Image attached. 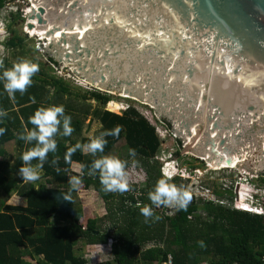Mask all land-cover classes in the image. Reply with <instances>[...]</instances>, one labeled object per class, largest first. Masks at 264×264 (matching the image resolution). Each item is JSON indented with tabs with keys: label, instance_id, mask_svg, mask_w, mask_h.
I'll return each instance as SVG.
<instances>
[{
	"label": "water",
	"instance_id": "obj_1",
	"mask_svg": "<svg viewBox=\"0 0 264 264\" xmlns=\"http://www.w3.org/2000/svg\"><path fill=\"white\" fill-rule=\"evenodd\" d=\"M30 3L59 67L156 108L201 172L264 177V0Z\"/></svg>",
	"mask_w": 264,
	"mask_h": 264
},
{
	"label": "trees",
	"instance_id": "obj_2",
	"mask_svg": "<svg viewBox=\"0 0 264 264\" xmlns=\"http://www.w3.org/2000/svg\"><path fill=\"white\" fill-rule=\"evenodd\" d=\"M3 5L4 0H0V9ZM6 29L12 34L6 45L19 46L21 38L14 35L9 26ZM20 59L17 58V62ZM49 61L56 65L52 58ZM11 67L5 61L0 73ZM32 79V85L23 94L16 92L14 100L9 98L3 81H0V110L6 113L0 117V128L5 129L0 135V264H32L30 259L33 261L34 258H37L36 264H87L74 256L73 241L105 245L108 239L113 240L110 244L112 259L95 264H164L168 256L172 264H261L264 216L196 198L191 199L186 210L176 209L173 214L166 215L163 210L155 209L148 194L162 178L155 160L161 142L155 128L134 108L127 106L121 115L114 114L110 112L112 110L104 109L110 99L107 94L90 93L89 98L100 107L92 114L101 126L99 134L116 125L121 126V131L118 136L105 137L107 143L103 152L86 155L82 149H77L66 162L65 153L78 143L75 136L80 134L81 113L75 104L79 96L72 97L62 79L47 80L41 67ZM51 105H63L65 114L71 116L73 128L70 136L62 134V127L59 129L54 136L57 150L48 153L41 169L42 175L49 178L54 187L34 189L27 184L20 186L23 180L18 169L23 163L22 153L12 158L4 146L12 141L24 151L35 146V140L26 143L20 137L25 128L35 127L28 122L34 111ZM120 140L124 141L128 152L123 160L131 157L130 148L135 149L134 161L141 165L147 176L138 197L130 193L123 196L126 191H103L99 171L91 168L95 159L108 155ZM89 141V138H81L79 143L86 145ZM37 162L35 159L31 161L32 164ZM72 163L79 164V175L72 173ZM69 175L80 177L79 186L93 190L103 201L106 212L102 222L109 224L103 231L95 219H87L84 225L79 223L81 217L75 210L78 187L71 189ZM259 179L264 186V177L259 176ZM13 192L25 199V206L5 204ZM245 193V189H238L237 201H245ZM65 196L70 199L65 200ZM145 205L152 208L153 216L145 218L141 214L140 209ZM199 241H203V247ZM147 245L152 246L145 248ZM105 246L108 248L109 245ZM24 256L29 257L27 261Z\"/></svg>",
	"mask_w": 264,
	"mask_h": 264
},
{
	"label": "rangeland",
	"instance_id": "obj_3",
	"mask_svg": "<svg viewBox=\"0 0 264 264\" xmlns=\"http://www.w3.org/2000/svg\"><path fill=\"white\" fill-rule=\"evenodd\" d=\"M29 3L30 0H4L2 8L6 10V12L1 13L2 8L0 9V65L3 66L5 61H7L10 65H13V63L17 62V58L19 57L31 59L39 64V67L42 68L47 76V80L51 81L53 79H62V81L68 85L72 97L78 94L79 97L75 101V104L80 109L81 113L79 115L81 127L80 134L75 136L78 143L81 138L92 139L98 136L101 127L97 119L92 116L93 111L95 109L100 110V107L97 106L96 102L92 98H89V94H107L110 99L104 107L105 110L110 109L112 110L110 112L121 115V112L126 109L127 106H130L155 128V132L161 142L160 151L155 160L156 167L159 169L162 177L161 168L164 164L162 162L163 160L170 159L171 166L173 164H177L181 169V172H178L179 177L171 182L176 184L178 187L183 185L190 191L192 198L201 199L202 201L211 200L214 204H220L223 207L235 209L234 206H240L242 203L247 202H244V199L243 202L240 200L237 201L238 189L239 191L241 189H245L250 195L253 193L257 194V201H254V204L264 206V186L260 182L259 177H255L257 175L243 173L236 168H222L216 170L209 169L206 172H201L199 169L203 164L202 161H200V159L195 155L187 154L181 151L176 142V136L169 130L167 125L157 119L153 110L155 109L154 107L121 95L118 96L113 93H106L95 87H90L84 80L75 76L70 70H65L62 67H59L57 62L56 65H53V63L49 61V58L54 60L56 59L51 47H40L38 42L40 41L41 43L42 39L46 42V39L42 37L40 40L41 36L37 31H34L32 28H25L26 21L30 23V21L34 20V17L30 15L31 10L36 11V9L31 6L29 10H27V15L25 16L27 20L24 16H22V11L29 7ZM7 26L13 30L14 35L21 38L22 42L19 46L10 47L6 45L5 42L12 36V34L7 31ZM26 32L29 34H26ZM81 96H85L86 98H89V100L86 101L85 99H82ZM5 148L12 158L13 156L16 157L17 152H19V149L15 144H8ZM82 151L86 155L91 153L87 149H83ZM127 154L126 145L123 140H120L114 145L108 155H115L124 159ZM127 162L128 165L126 167V172L128 178V190L123 193V196L126 195V193H130L133 194L134 197H138L142 192L141 190L144 189L147 176L141 165L134 161L133 156L128 158ZM169 168L171 167L169 166ZM76 170V172L79 171V169ZM35 182L36 181H32L31 183L35 185ZM77 187L78 189L75 193V210L81 217L79 223L84 225L87 219H95L98 223L99 229L101 227L100 230L103 231L109 226L107 222H102L104 218L103 216L106 212L103 201L96 195V193L94 194L90 190H84L82 185H78ZM215 192H217L218 195L215 194ZM244 197L245 199L247 198V196ZM118 198L119 197H117V200ZM0 201H2L1 197ZM17 203L18 200L14 199V201L10 204L12 205ZM176 209L177 208L174 206L161 205L157 210H163L166 215H169L173 214ZM111 240L112 239H108L107 244H105L109 245L108 248L104 245L98 251L104 256L103 261L112 259L110 254V244L113 240ZM74 246L77 250V255L80 256L81 251L79 249L83 248V241L80 240L75 242ZM151 246L152 245H147L145 248ZM94 250L95 249H93V252ZM93 256H95V253L93 254L91 252L87 257L84 255V258L89 261L88 264H94L91 259Z\"/></svg>",
	"mask_w": 264,
	"mask_h": 264
},
{
	"label": "clouds",
	"instance_id": "obj_4",
	"mask_svg": "<svg viewBox=\"0 0 264 264\" xmlns=\"http://www.w3.org/2000/svg\"><path fill=\"white\" fill-rule=\"evenodd\" d=\"M2 66V65H0ZM39 71V64L28 58H21L18 62L13 63L11 68L5 69L0 73V81H3L4 90L10 99H15V93L23 94L33 83V76ZM33 103L35 100L33 98ZM6 113L0 110V117ZM28 122L35 127L33 129L25 128V133L21 135L26 143L35 140V146L29 148L21 154L22 165L18 169V175L23 181H36L39 179L40 169L47 159L48 153H55L57 143L54 136L62 127V134L70 136L73 132L71 126V116L65 114L63 105H51L48 107H38L29 117ZM121 126L116 125L111 130L102 131L95 138L90 139L86 145L77 143L75 146L68 148L65 153L66 162L70 159L71 154L77 149H87L91 153L103 152L107 143L106 136H118ZM5 132L4 128H0V135ZM129 155H135V149L130 148ZM37 160V164L33 165L31 161ZM56 159H53V163ZM161 168L162 178L158 179L154 189L149 192L148 198L155 206H174L177 210H186L191 202L192 196L189 190L183 185L177 186L170 182L178 178V172L181 169L177 164L171 166V160H163ZM127 161L115 155L101 156L92 162L91 168L99 171V179L102 190L105 192H124L128 190V178L126 172ZM169 166L171 168H169ZM83 167V166H82ZM173 171V172H170ZM68 183L71 189L77 188L81 183L80 177H70ZM65 200L70 199L69 196L64 197ZM141 214L145 217L153 216V210L150 206L145 205L141 209ZM159 219V217H156ZM201 247L204 246L203 241L198 242Z\"/></svg>",
	"mask_w": 264,
	"mask_h": 264
},
{
	"label": "crops",
	"instance_id": "obj_5",
	"mask_svg": "<svg viewBox=\"0 0 264 264\" xmlns=\"http://www.w3.org/2000/svg\"><path fill=\"white\" fill-rule=\"evenodd\" d=\"M9 144H15V142L14 141H12V142H10ZM8 145V144H7ZM5 147V146H4ZM19 152H21V153H23L24 152V149H22V150H20L19 149ZM19 152H17V154H16V156L19 154ZM14 157V156H13ZM33 165H35V164H33ZM76 169H79V171L78 172H76L77 170ZM71 171H72V173L74 174V175H79L80 174V166H79V164H77V163H72V165H71ZM70 177H72V175H69V178ZM69 181V180H68ZM32 181H30V182H26V181H22V183L20 184V186H23V185H29V186H31L32 188H34V189H37L39 186H45L46 188H53L54 187V184L53 183H51L50 181H49V178H47V177H44L43 175H42V171H41V169H40V175H39V179H37L36 180V182H35V185H33L32 183H31ZM91 192H93L94 194H95V192L93 191V190H91V189H89ZM97 195V194H96ZM14 199H17L18 200V203L17 204H12L13 206H25V199L24 198H22V197H18L17 196V193L16 192H13L11 195H10V197L8 198V200H7V203H5V204H7V205H11L10 203L12 202V201H14ZM10 202V203H9ZM155 209H157V208H155ZM240 211V210H239ZM243 212V211H242ZM77 241H80V240H75V241H73V252H74V256H76V257H79V258H81V259H83V260H85L86 262H87V264H88V260L86 259V258H84V255H85V257H87L89 254H90V252L91 253H95V256H93L91 259H92V262L95 264V263H99V262H102L103 261V258H104V256L102 255V253L101 252H98L104 245H88V244H86V243H84V241H83V248H80L79 250L81 251V255L79 256V255H77V250L75 249V246H74V243L75 242H77ZM93 249H95L94 250V252H93ZM84 250H85V254H84ZM24 258V260H28V258L29 257H26V256H24L23 257ZM36 259L37 258H34V260L32 261L31 259H30V262L32 263V264H36ZM201 264H206V263H201Z\"/></svg>",
	"mask_w": 264,
	"mask_h": 264
},
{
	"label": "built area",
	"instance_id": "obj_6",
	"mask_svg": "<svg viewBox=\"0 0 264 264\" xmlns=\"http://www.w3.org/2000/svg\"><path fill=\"white\" fill-rule=\"evenodd\" d=\"M29 1V0H28ZM21 5L23 6V4L21 3ZM31 7V4L29 3V7H27L24 11H22V16H24V18L26 19V15H27V10H29V8ZM6 10H4L3 8L1 9V13H5ZM20 12V11H19ZM21 13V12H20ZM27 20V19H26ZM27 23L28 21H26V24H25V28H27ZM33 24V23H32ZM26 34H29L26 32ZM37 38V37H36ZM39 42V45L40 47H45L44 46V42L41 41H38ZM245 196H247V198L245 199V203H242V205L240 206H234V208L236 210H240V211H243V212H247V213H250V214H255V215H261V216H264V206H261L259 204H254V201H257L256 200V197H257V194L256 193H253V194H249V192L247 191ZM245 198V197H244ZM211 201V200H209ZM248 207V208H244V207ZM164 264H172L171 262V257L168 256L167 257V262L164 263ZM235 264V263H234ZM261 264H264V257L261 259Z\"/></svg>",
	"mask_w": 264,
	"mask_h": 264
},
{
	"label": "bare ground",
	"instance_id": "obj_7",
	"mask_svg": "<svg viewBox=\"0 0 264 264\" xmlns=\"http://www.w3.org/2000/svg\"><path fill=\"white\" fill-rule=\"evenodd\" d=\"M31 6H32V8L36 9L32 4H31ZM36 11H37V9H36ZM42 21L43 22H41V24H42V26H41V24L38 22L36 17H34V20L30 21V23L31 24L33 23L32 29L34 31H37L39 33V35L41 36L40 40L42 39V37L46 39V42L43 39L41 40V41H44L45 47H48V46L51 47L49 42H48L46 23H44L45 22V17H43ZM151 107H153V106H151ZM196 157H198L201 160H203V157H199V156H196ZM207 167H208V170L209 169L216 170V169H222V168H224V169L225 168H235L234 166H220V165H217V164L213 163L210 160L207 162Z\"/></svg>",
	"mask_w": 264,
	"mask_h": 264
},
{
	"label": "flooded vegetation",
	"instance_id": "obj_8",
	"mask_svg": "<svg viewBox=\"0 0 264 264\" xmlns=\"http://www.w3.org/2000/svg\"><path fill=\"white\" fill-rule=\"evenodd\" d=\"M158 209V208H157Z\"/></svg>",
	"mask_w": 264,
	"mask_h": 264
}]
</instances>
